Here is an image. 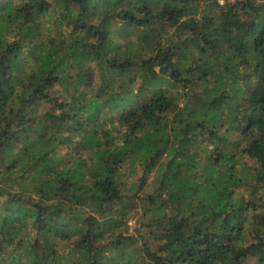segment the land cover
<instances>
[{
    "label": "clouds",
    "instance_id": "clouds-1",
    "mask_svg": "<svg viewBox=\"0 0 264 264\" xmlns=\"http://www.w3.org/2000/svg\"><path fill=\"white\" fill-rule=\"evenodd\" d=\"M0 264H264V0H0Z\"/></svg>",
    "mask_w": 264,
    "mask_h": 264
}]
</instances>
